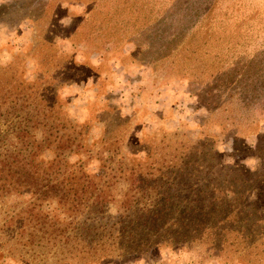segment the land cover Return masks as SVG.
<instances>
[{
	"label": "rangeland",
	"instance_id": "1",
	"mask_svg": "<svg viewBox=\"0 0 264 264\" xmlns=\"http://www.w3.org/2000/svg\"><path fill=\"white\" fill-rule=\"evenodd\" d=\"M23 88L32 106L14 112L35 114L42 100L38 139L62 124L80 132L88 153L69 163L98 175L138 163L147 179L165 180L153 194L172 189L165 161L188 179L182 191L232 186L252 209L258 241L248 255L183 245L92 264H264V0H0V95L21 99ZM32 202L0 196V264H65L43 224L62 213L54 201L30 212Z\"/></svg>",
	"mask_w": 264,
	"mask_h": 264
},
{
	"label": "trees",
	"instance_id": "2",
	"mask_svg": "<svg viewBox=\"0 0 264 264\" xmlns=\"http://www.w3.org/2000/svg\"><path fill=\"white\" fill-rule=\"evenodd\" d=\"M19 92L21 99L14 91L0 95V107L8 108L4 113L0 109V124L7 125L0 129V196L16 193L32 196L33 202L56 203L64 218L45 214L44 234L51 246H58L65 264L68 260L85 264L126 260L133 254L136 257L183 245L208 244L217 253L248 255L253 251L258 239L252 241L251 237L252 209L248 200L235 195L232 186L222 188L204 181L200 186L199 182L192 183L184 192L181 188L188 186V179H181L175 173L176 165H164L165 161L160 168L170 171L164 178L172 189L167 187L159 193L151 194L149 189L166 187L162 185L165 180L158 185L156 180L147 179L138 163L129 166L118 161L115 173L111 169L100 175L90 174L82 161L67 160L72 154L88 153L87 145L78 139L80 132H63L62 124L61 129L38 131L42 137L38 139L37 126L44 120L39 106L43 102L39 99L35 104V114L15 115L18 113L14 110L32 106L27 91L23 88ZM28 123L34 127L27 128ZM51 145L55 159L45 160L40 152ZM182 169L187 171L189 163ZM122 181L128 185L118 198L114 189ZM33 202L30 212L35 211ZM111 206L116 208L114 216L109 212ZM31 215L36 219V214Z\"/></svg>",
	"mask_w": 264,
	"mask_h": 264
}]
</instances>
